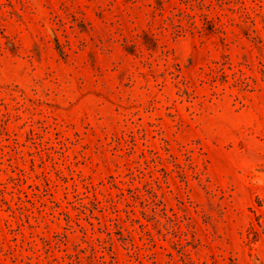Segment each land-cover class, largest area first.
Returning a JSON list of instances; mask_svg holds the SVG:
<instances>
[{
    "label": "rangeland",
    "instance_id": "rangeland-1",
    "mask_svg": "<svg viewBox=\"0 0 264 264\" xmlns=\"http://www.w3.org/2000/svg\"><path fill=\"white\" fill-rule=\"evenodd\" d=\"M0 264H264V0H0Z\"/></svg>",
    "mask_w": 264,
    "mask_h": 264
}]
</instances>
